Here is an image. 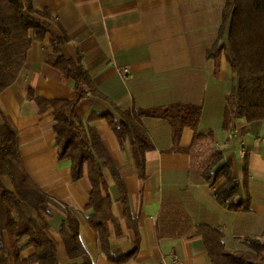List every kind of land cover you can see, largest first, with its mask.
Instances as JSON below:
<instances>
[{"label": "crops", "instance_id": "1", "mask_svg": "<svg viewBox=\"0 0 264 264\" xmlns=\"http://www.w3.org/2000/svg\"><path fill=\"white\" fill-rule=\"evenodd\" d=\"M47 11L42 19L47 33L33 42L17 80L0 94V123L15 130L21 160L35 183L57 204L49 207V237L62 264L71 259L60 235L66 220L63 209L79 220L80 240L92 264H117L97 246L88 223L91 182L74 181L71 161L59 159L56 120L47 101L68 100L77 93L72 80L46 62L53 53L51 38L66 33L64 55H81L98 94L89 93L77 105V114L101 136L128 195L129 212L115 180L107 174L116 223L109 222L110 248L115 257L136 254L122 264H164L178 255L181 264H212L200 226L217 228L227 250L246 249L244 239L264 231V120L247 121L230 115L229 98L235 86L229 62L231 48L225 29L220 37L226 0H19ZM33 34V32H31ZM217 56L209 51L217 41ZM183 103L201 107L196 130L185 127L177 142L170 123L143 116L142 125L153 147L145 153L144 176L135 163L130 139L121 142L109 117ZM236 136L231 138L230 132ZM246 150L245 156L239 150ZM216 151L233 162L237 182L245 184L249 210H231L215 198L225 177L207 180L204 172ZM4 184L11 187L9 178ZM28 240L21 244L25 245ZM5 243L11 248L5 233ZM25 246L22 259L34 254Z\"/></svg>", "mask_w": 264, "mask_h": 264}, {"label": "trees", "instance_id": "2", "mask_svg": "<svg viewBox=\"0 0 264 264\" xmlns=\"http://www.w3.org/2000/svg\"><path fill=\"white\" fill-rule=\"evenodd\" d=\"M47 11H39L34 6L19 0H0V94L16 82L33 42L42 41L47 33L42 19H50ZM225 29L231 48L229 62L234 73L235 86L229 98L225 113V123L230 115L247 121L264 120V0H226L220 37ZM33 32V34H31ZM219 40L208 56H217L223 48ZM69 40L66 33L51 38L53 53L46 62L57 68L64 81L72 80L76 95L68 100L47 101L54 108L56 120L59 159L71 161L74 181L85 174L91 182L87 208L94 212L88 223L96 232L97 246L117 264L129 261L136 254L132 252L115 257L110 248L109 222L116 223L113 213V199L109 190L107 174L116 182L125 213L129 212L128 193L108 150L97 130L85 123L77 114V105L89 93L98 94L91 76L84 69L81 55L67 58L63 45ZM143 116L166 119L173 129L177 142L185 127L197 129L201 107L177 103L150 110H133L120 113L121 119L109 117V122L118 139H130L135 163L144 176L145 153L153 147L152 141L142 125ZM219 151L204 177L214 180L225 177V182L214 195L217 201L231 210H249V195H243L245 184L237 182L233 174V162L226 160L214 173L213 166L221 160ZM11 181V187L3 178ZM57 202L30 177L22 160L17 134L11 125L0 123V264H62L57 250L48 235L50 230L49 207ZM66 220L60 235L71 259L81 257L82 264H92L80 237V222L67 209H63ZM205 241L209 260L212 264H264V231L261 236L250 235L244 239L246 249L227 250L223 234L210 226L199 227ZM7 233L11 248L5 243ZM28 240L25 245L21 243ZM32 247V256L22 259L23 248ZM77 264V263H71Z\"/></svg>", "mask_w": 264, "mask_h": 264}, {"label": "built area", "instance_id": "3", "mask_svg": "<svg viewBox=\"0 0 264 264\" xmlns=\"http://www.w3.org/2000/svg\"><path fill=\"white\" fill-rule=\"evenodd\" d=\"M229 136H230L231 138H234V137L236 136V134H235L234 131H231L230 134H229ZM245 153H246V150H245V149L241 148V149L239 150V154H240L242 157L245 156ZM164 264H181V259L179 258L178 255H173V256L171 257L170 261H165Z\"/></svg>", "mask_w": 264, "mask_h": 264}]
</instances>
